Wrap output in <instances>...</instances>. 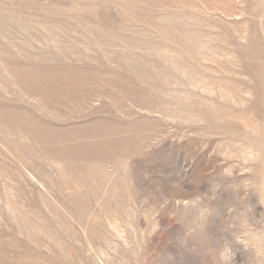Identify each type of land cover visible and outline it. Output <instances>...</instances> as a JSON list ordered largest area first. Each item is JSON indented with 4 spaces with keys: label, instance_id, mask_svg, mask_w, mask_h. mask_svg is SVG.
Wrapping results in <instances>:
<instances>
[{
    "label": "rangeland",
    "instance_id": "rangeland-1",
    "mask_svg": "<svg viewBox=\"0 0 264 264\" xmlns=\"http://www.w3.org/2000/svg\"><path fill=\"white\" fill-rule=\"evenodd\" d=\"M210 241L264 264V0H0V264Z\"/></svg>",
    "mask_w": 264,
    "mask_h": 264
},
{
    "label": "clouds",
    "instance_id": "clouds-1",
    "mask_svg": "<svg viewBox=\"0 0 264 264\" xmlns=\"http://www.w3.org/2000/svg\"><path fill=\"white\" fill-rule=\"evenodd\" d=\"M185 208L188 209H193L198 213V218H199V230H200V235L203 234V228L205 223L207 222V217H208V213L203 212L202 209L204 208L203 204L199 201H197L195 204H189L187 206H184ZM178 219H181V217L176 216ZM186 236L194 239L193 233L191 232H187ZM207 248H211L215 251L216 255H215V259H214V264H229V260H230V250L227 246V244H223L220 246H213L212 242L210 241L209 246Z\"/></svg>",
    "mask_w": 264,
    "mask_h": 264
}]
</instances>
